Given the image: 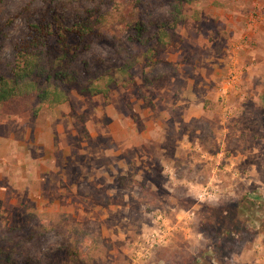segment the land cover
<instances>
[{
	"label": "rangeland",
	"instance_id": "rangeland-1",
	"mask_svg": "<svg viewBox=\"0 0 264 264\" xmlns=\"http://www.w3.org/2000/svg\"><path fill=\"white\" fill-rule=\"evenodd\" d=\"M168 1L0 0V72L29 24L52 16L68 24L96 7L106 23L72 41L76 62L87 63L86 78L132 66L106 96L72 86L54 110L35 114L34 99L2 107V258L264 264V0L185 5L162 47L151 36L169 19ZM136 22L147 26L141 41H132ZM232 72L237 81L222 104L219 89ZM188 106H203L201 116L188 119ZM206 186L211 196L201 199ZM158 215L175 230L134 258Z\"/></svg>",
	"mask_w": 264,
	"mask_h": 264
},
{
	"label": "trees",
	"instance_id": "trees-1",
	"mask_svg": "<svg viewBox=\"0 0 264 264\" xmlns=\"http://www.w3.org/2000/svg\"><path fill=\"white\" fill-rule=\"evenodd\" d=\"M197 1H168L169 19L164 18L161 23H155L156 29L151 39L164 47L169 37L168 31H172L184 20V6ZM94 10V13L86 10L68 24L63 23L60 17L52 16L28 25L26 34L15 42L9 69L0 72V114L4 105L22 99H34L37 102L35 114H38L41 108L54 110L67 102L68 88L72 86L77 87L80 95L106 96L118 84V79L122 81L130 75L132 66L123 64L114 70L116 76L101 69L93 77L86 78L87 63L76 62L77 46L72 41L74 39H77L78 43L87 41L97 27L106 23L108 14L101 13L98 7ZM132 29L136 32L132 41L134 38L141 41L147 26L142 22H136ZM51 44L52 50L49 47ZM154 51V49L148 51L149 57ZM221 220L223 224L226 222V218ZM262 230L264 231V227ZM203 232L208 238L211 237L209 233L207 234L208 231ZM1 253L3 252L0 251V262L12 264L7 256L2 258ZM207 253L209 251L206 250Z\"/></svg>",
	"mask_w": 264,
	"mask_h": 264
},
{
	"label": "built area",
	"instance_id": "built-area-1",
	"mask_svg": "<svg viewBox=\"0 0 264 264\" xmlns=\"http://www.w3.org/2000/svg\"><path fill=\"white\" fill-rule=\"evenodd\" d=\"M237 81V76L234 72L230 74V76L222 83L220 86V98L221 103L225 104V101H227L229 97L230 90L234 88V85ZM204 192L200 195H198L201 199L205 197H210L211 192L209 191L210 188L206 186V188L203 189ZM192 217V214H190ZM175 230V228L170 227L169 222L167 221V218H165L162 215H158L156 218V228L153 231V233L150 236H147L146 238L142 239L141 242L138 244L139 246L143 245V248L138 251L134 258H137L139 255H147L149 251H151L154 246L165 244L167 236L171 234V231Z\"/></svg>",
	"mask_w": 264,
	"mask_h": 264
},
{
	"label": "crops",
	"instance_id": "crops-1",
	"mask_svg": "<svg viewBox=\"0 0 264 264\" xmlns=\"http://www.w3.org/2000/svg\"><path fill=\"white\" fill-rule=\"evenodd\" d=\"M246 89V88H245ZM234 99V98H233ZM232 99V103L234 104V106H235V101ZM183 101H180V102H177L176 104H175V106L177 107H179V108H181L182 107V109H183ZM203 106H201L200 107V109H198L196 112L192 109V107H190V106H188V107H186L185 108V114H186V116H187V118L188 119H191V118H195V117H197V118H199L200 116H201V112H203ZM254 148V147H253ZM121 152H117L116 151V154H115V156H117L118 155V157L121 155L120 154ZM243 154H245V155H248V152L247 153H243ZM238 155H240L241 156V154H238ZM234 155L233 154H230V157H233ZM240 156H237L236 157V159H238ZM114 168H116V166L114 167ZM106 171V170H105ZM117 174H118V172H115V175L117 176Z\"/></svg>",
	"mask_w": 264,
	"mask_h": 264
}]
</instances>
